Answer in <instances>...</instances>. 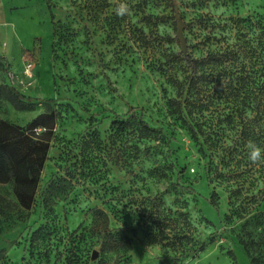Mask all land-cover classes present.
Returning a JSON list of instances; mask_svg holds the SVG:
<instances>
[{"label": "rangeland", "instance_id": "374dc122", "mask_svg": "<svg viewBox=\"0 0 264 264\" xmlns=\"http://www.w3.org/2000/svg\"><path fill=\"white\" fill-rule=\"evenodd\" d=\"M6 2L20 43L13 58L0 36V119L54 126L31 206L0 183V264H264V165L245 148L264 147L246 104L264 83V0ZM9 86L38 99L18 107Z\"/></svg>", "mask_w": 264, "mask_h": 264}, {"label": "trees", "instance_id": "16d2710c", "mask_svg": "<svg viewBox=\"0 0 264 264\" xmlns=\"http://www.w3.org/2000/svg\"><path fill=\"white\" fill-rule=\"evenodd\" d=\"M230 53H233V50L228 49L223 52L208 53L202 60H211L212 63L224 65L229 61ZM229 66L223 67L227 69ZM246 77V79L255 83L253 74L246 75ZM193 79L192 77L190 80L193 81ZM9 90L12 93L13 103L18 107L29 105L33 99H38L25 96L13 86H9ZM247 95L246 104H254L251 108L256 111L259 117H264V101H262L264 100V83L257 86L251 85ZM43 100L49 101L50 99L43 98ZM139 123L141 124V129L146 133L156 131V128L141 119H139ZM110 125L116 131H122L125 128V121L115 118ZM194 125L188 123L187 128L191 137L197 139V130ZM53 126L54 115L52 113H39L24 127L0 119V183L12 184L13 194L23 208L28 209L34 200L40 173L50 148ZM36 127L41 129L35 130L34 128ZM210 204L215 205L213 199H210ZM143 234L150 241L159 240L156 238L151 226L146 225ZM236 241L248 256L244 242ZM203 247V244H201L200 249H203ZM249 261L252 264L251 260Z\"/></svg>", "mask_w": 264, "mask_h": 264}, {"label": "crops", "instance_id": "0c3cea01", "mask_svg": "<svg viewBox=\"0 0 264 264\" xmlns=\"http://www.w3.org/2000/svg\"><path fill=\"white\" fill-rule=\"evenodd\" d=\"M8 6H9V3H7L6 0H0V26H1V28H0L1 35L0 36L2 38L6 39L5 44H7V46L4 48V50L2 49L3 53L6 55H9V56H13V58H14V56H15L14 54H17V52H18V46L20 43L19 37H18L16 31H13L11 34L7 33L8 35L3 36V33L6 34V29L4 26L9 23V20L7 18ZM2 26H3V28H2ZM8 44L10 45V48H7Z\"/></svg>", "mask_w": 264, "mask_h": 264}, {"label": "clouds", "instance_id": "9594fccd", "mask_svg": "<svg viewBox=\"0 0 264 264\" xmlns=\"http://www.w3.org/2000/svg\"><path fill=\"white\" fill-rule=\"evenodd\" d=\"M127 5H121L117 10V15H124L129 11ZM246 148V158L248 162L252 165H264V147L256 144L253 141H248L245 145Z\"/></svg>", "mask_w": 264, "mask_h": 264}, {"label": "water", "instance_id": "95a60500", "mask_svg": "<svg viewBox=\"0 0 264 264\" xmlns=\"http://www.w3.org/2000/svg\"><path fill=\"white\" fill-rule=\"evenodd\" d=\"M176 21V36L180 42V49L182 52H186V41L183 35V22L179 18L178 14L175 15ZM96 252L94 251L92 257H95Z\"/></svg>", "mask_w": 264, "mask_h": 264}]
</instances>
